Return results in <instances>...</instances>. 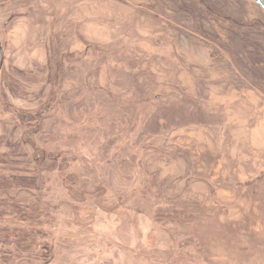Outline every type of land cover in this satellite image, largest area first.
Instances as JSON below:
<instances>
[{"label":"rangeland","instance_id":"obj_1","mask_svg":"<svg viewBox=\"0 0 264 264\" xmlns=\"http://www.w3.org/2000/svg\"><path fill=\"white\" fill-rule=\"evenodd\" d=\"M0 264H264V11L0 0Z\"/></svg>","mask_w":264,"mask_h":264},{"label":"water","instance_id":"obj_2","mask_svg":"<svg viewBox=\"0 0 264 264\" xmlns=\"http://www.w3.org/2000/svg\"><path fill=\"white\" fill-rule=\"evenodd\" d=\"M251 1L264 11V1L263 0H251Z\"/></svg>","mask_w":264,"mask_h":264}]
</instances>
